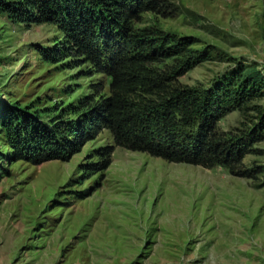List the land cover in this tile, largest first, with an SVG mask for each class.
Wrapping results in <instances>:
<instances>
[{
    "label": "rangeland",
    "instance_id": "rangeland-1",
    "mask_svg": "<svg viewBox=\"0 0 264 264\" xmlns=\"http://www.w3.org/2000/svg\"><path fill=\"white\" fill-rule=\"evenodd\" d=\"M165 1L167 16L144 13L134 28L192 52L161 66H178V86L206 98L240 69L264 75V0ZM64 43L54 25L0 14V105L66 130L81 101L108 97L110 78L81 58L46 59ZM259 106L264 97L218 128L242 136ZM105 149L110 165L98 172ZM254 149L243 163L260 172L246 179L129 151L103 129L70 159L36 166L9 160L0 126V264H264V141Z\"/></svg>",
    "mask_w": 264,
    "mask_h": 264
},
{
    "label": "trees",
    "instance_id": "trees-1",
    "mask_svg": "<svg viewBox=\"0 0 264 264\" xmlns=\"http://www.w3.org/2000/svg\"><path fill=\"white\" fill-rule=\"evenodd\" d=\"M169 10L165 0H0V14L13 22L51 24L64 34L61 50L45 52L48 61L75 55L110 78L109 96L81 101L77 109L84 113L67 123L66 130L59 125L51 129L19 107L0 105V126L11 147L9 160L36 166L68 160L107 129L116 146L129 151L170 163L222 167L235 177L253 179L260 171L245 168L243 161L264 141V108L256 111L260 123L246 127L242 136L221 132L218 123L264 97V75L255 68L240 69L206 98L178 86V66L171 71L161 66L184 57L186 51L192 57V52L176 46L178 41L134 28L142 14L167 16ZM112 152L102 150L105 160L94 170L107 169Z\"/></svg>",
    "mask_w": 264,
    "mask_h": 264
}]
</instances>
